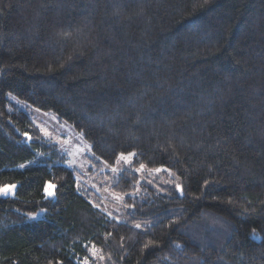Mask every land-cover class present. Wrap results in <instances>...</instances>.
I'll use <instances>...</instances> for the list:
<instances>
[{"label": "trees", "instance_id": "obj_1", "mask_svg": "<svg viewBox=\"0 0 264 264\" xmlns=\"http://www.w3.org/2000/svg\"><path fill=\"white\" fill-rule=\"evenodd\" d=\"M10 94L95 164L137 153L111 183L125 213ZM3 184L0 264H264V0H0Z\"/></svg>", "mask_w": 264, "mask_h": 264}, {"label": "rangeland", "instance_id": "obj_2", "mask_svg": "<svg viewBox=\"0 0 264 264\" xmlns=\"http://www.w3.org/2000/svg\"><path fill=\"white\" fill-rule=\"evenodd\" d=\"M9 96L21 108L31 114V117L35 120L39 128L43 127L47 129L49 133L48 136L41 133L59 145L61 151L66 155L67 162L72 161L71 167L76 170L78 178L91 194L90 199L95 205L111 215L125 213L127 208L123 200L124 195L111 187L114 175L120 171L113 172L111 168L113 166L118 169L133 168V164L131 166H126L123 162L120 164L115 163L114 165L103 164L101 166L95 164L91 159V143L86 140L72 124L66 120H60L58 116L51 111L42 110L27 104L12 94ZM159 168L164 169L161 167ZM155 169L157 168H148L145 166L144 170L139 172V174L143 177L149 176V181L155 184L150 180V177L152 178L155 173ZM41 215H44V210H40L36 213V217Z\"/></svg>", "mask_w": 264, "mask_h": 264}, {"label": "snow or ice", "instance_id": "obj_3", "mask_svg": "<svg viewBox=\"0 0 264 264\" xmlns=\"http://www.w3.org/2000/svg\"><path fill=\"white\" fill-rule=\"evenodd\" d=\"M37 111H39V110H37ZM40 131L42 133H44L45 136H48L49 135V133H48V131H47L46 128L41 127L40 128ZM24 135H25V137H26L27 140L31 141L32 138H31V136L28 133H25ZM135 157H137V153H135V152H129L127 154L120 153L118 155V157H117L116 164H120L121 162H123L124 165L131 166L132 165V162H133V159ZM67 163L69 164V166H71L72 161H68ZM20 167L23 168V167H25V165H20ZM144 168H145V165L144 164H140V167L139 168H134L133 171L135 173H139V172L143 171ZM111 170L113 172H117V171H123V170H127V169L126 168L125 169H118L117 167L113 166L111 168ZM162 170L163 171H170V170H167V169H160V168H157L154 171L156 173H159ZM77 186L79 187V184ZM56 187L57 186L55 184H53L51 181H47L45 183L44 193H45L46 198H51V197H54L55 196V191L54 190H55ZM16 188H17V185L16 184H3V185H0V196H5V197L6 196H9V195L14 196L15 195V189ZM176 188L182 192L181 185L177 184L176 185ZM32 218L34 219L35 217H32ZM135 227L136 228H140L141 225L140 224H136ZM57 264H62V262H59L58 261ZM85 264H87V260H85Z\"/></svg>", "mask_w": 264, "mask_h": 264}]
</instances>
